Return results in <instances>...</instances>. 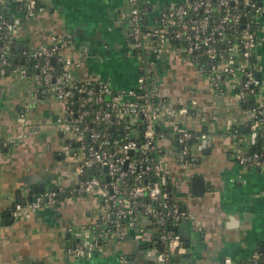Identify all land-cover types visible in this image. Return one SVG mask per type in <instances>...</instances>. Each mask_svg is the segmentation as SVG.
I'll use <instances>...</instances> for the list:
<instances>
[{"label":"crops","instance_id":"0c3cea01","mask_svg":"<svg viewBox=\"0 0 264 264\" xmlns=\"http://www.w3.org/2000/svg\"><path fill=\"white\" fill-rule=\"evenodd\" d=\"M181 1L185 0H141L149 24L161 10ZM259 1L264 9V0ZM41 2L38 12L17 28L19 45L45 43L55 34L64 41L61 52L80 60L72 70L74 79L102 78L114 90L136 86L143 65L131 46L126 0ZM11 6L9 16L21 14L17 6ZM260 21L254 59L262 81L257 98L264 103V10ZM145 66L157 99L188 108L185 115L157 122V129L164 133L175 124L206 131L211 138L208 147L195 152L199 161L187 165L178 158L168 160L174 178L186 177L174 190L189 211L179 224L189 236L188 245L183 241V261L219 264L230 255L249 264L252 255L264 254V170L253 162L240 163L234 155L235 146L245 153L250 146L247 135L237 136L228 128H244L251 118L235 97V80L224 76L212 90L196 64L168 43L159 52L150 50ZM62 110L52 93L34 92L30 76H0V264H113L118 254L110 241L84 253L91 257L88 260L66 252L67 245L77 239V228L90 227L97 218L99 200L75 186L79 185L80 156L74 154L75 147L58 122ZM158 143L166 151L177 147L164 136ZM193 175L204 180L200 195L191 193ZM59 186L74 192L58 205L46 204L22 217L14 216L16 201L28 200L41 187ZM104 249L112 253L102 256Z\"/></svg>","mask_w":264,"mask_h":264},{"label":"built area","instance_id":"2783aa9c","mask_svg":"<svg viewBox=\"0 0 264 264\" xmlns=\"http://www.w3.org/2000/svg\"><path fill=\"white\" fill-rule=\"evenodd\" d=\"M126 1L131 46L135 50L143 47L148 52H159L166 43L175 45L196 64L212 90L228 76L236 82L238 101L244 103L250 94H255L256 103L246 107L251 117L247 144L253 146L252 152L245 153L238 145L233 151L240 163L253 162L263 167L264 103L257 98L262 81L256 76L254 59L264 10L259 0H185L161 10L152 24L140 8L141 0ZM10 3L16 4L21 14L7 19L5 7ZM41 7L37 0H0V76H30L35 93L50 92L62 103L58 122L73 143L74 154L80 156L77 190L99 200L97 218L90 227L77 228V239L67 245L66 252L81 256L101 249L112 238L131 239L139 249H119L113 264H191L181 257L183 240L179 232V224L189 211L174 195L186 177L174 178L168 160L178 158L191 164L192 160L185 156L194 157L196 151L208 147L209 134L175 124L169 133L155 128L160 120L187 114L188 108L157 99L150 73L149 77L140 73L135 87L120 90H114L102 78L76 80L72 70L80 65V60L61 52L64 41L55 34H50L48 42L19 45L14 52L12 48L19 42L17 28ZM107 123L113 129L97 127ZM162 136L172 139L177 147L164 150L158 143ZM260 141L256 149L255 144ZM63 190L60 186L43 189L28 200L16 201L12 212L15 217H22L43 205L54 204L56 195ZM144 217L147 222L142 225ZM219 264L241 262L225 255ZM249 264H264V254L252 255Z\"/></svg>","mask_w":264,"mask_h":264},{"label":"trees","instance_id":"16d2710c","mask_svg":"<svg viewBox=\"0 0 264 264\" xmlns=\"http://www.w3.org/2000/svg\"><path fill=\"white\" fill-rule=\"evenodd\" d=\"M37 4H38V6H39V5H42L41 0H37ZM11 5H12V6H11ZM8 6L15 7L16 4H12V3H10L9 5H6L5 9H6ZM140 8H142L143 10H146L145 3H144V2H141V3H140ZM4 17L8 19L9 14H8V13L4 14ZM145 18H146V16H145ZM144 21H145V19H144ZM12 50H13L14 52L17 51V50L15 49L14 46H13ZM15 50H16V51H15ZM135 51H136L138 54H140V58H141L142 65H143V67H142V69H141V72H142L144 75H146L147 77H149V73H150V72L148 71L147 66H145V59H146V57H147V53H148V51L145 50L143 47L138 48V49H136ZM11 61H12L13 64L17 63V62L14 60V57L11 59ZM146 82H147V81H146ZM146 86H148V84H146ZM255 103H256V100H255V94H250V95L248 96V98H247V101L244 102V103H242V105H243L245 108H246V107L249 108L251 105H253V104H255ZM97 127H104V128H105L106 130H108V131L111 130V129H113V126H112L111 123H107V124L100 125V126H97ZM228 130H230L231 132L237 134V136H240V135H247V136H248V131L243 130L242 127H229ZM159 131H160V130H159ZM168 131H169V129L167 128V129L165 130V133H167ZM261 142H262V141H260V142H256V144H255V148H256V149L260 147ZM262 143L264 144V142H262ZM252 149H253V146H250V148H249V150H248L247 153H251V152H252ZM156 153H157V151H155L154 153H151V155L154 156V154L156 155ZM73 192H74V191H73V189H72L71 187H66V188H64L63 191H60V192L56 195V201H55L54 205H58V204H60V203L63 201L64 198H66L67 196L72 195ZM29 199H30V198H29ZM75 241H76V240H75Z\"/></svg>","mask_w":264,"mask_h":264},{"label":"water","instance_id":"95a60500","mask_svg":"<svg viewBox=\"0 0 264 264\" xmlns=\"http://www.w3.org/2000/svg\"><path fill=\"white\" fill-rule=\"evenodd\" d=\"M241 21H242V24L241 25H243L244 16H242ZM18 47H19V42L16 43L15 49L17 50ZM51 61L54 62V58L53 57L51 58ZM20 62H24V61L22 59H20ZM25 63L29 64L28 61L25 62ZM256 76L258 78H261V74L259 72H256ZM76 106H77V102L74 103V107L75 108H76ZM248 126H249V123H246L245 127L243 128V130H248ZM129 152L131 153L132 150H129ZM204 152H209V149H206ZM185 158H188V159L190 158L192 161H199V157H197V158L196 157H191L190 154L186 155ZM103 169L106 170L107 169L106 166H104ZM260 169H263L264 170V164H263V167L262 168L259 167V170ZM108 179H109V177H108V175H106V180H108ZM203 181L204 180H203L202 176H200V175H193L191 177V193L192 194H194V195H200V194L203 193V189H204V185H203L204 182ZM75 186L78 187V184H75ZM42 189L43 188L41 187L39 190L41 191ZM9 221H11V218H9ZM179 232L181 234L182 240L184 241V244L185 245H188V243H189V236L186 235L185 229H179ZM262 244L264 246V242ZM128 257L131 258L132 256H128Z\"/></svg>","mask_w":264,"mask_h":264},{"label":"rangeland","instance_id":"374dc122","mask_svg":"<svg viewBox=\"0 0 264 264\" xmlns=\"http://www.w3.org/2000/svg\"><path fill=\"white\" fill-rule=\"evenodd\" d=\"M179 54V53H178ZM260 87H261V85H260ZM155 128H157V124H155ZM248 145V144H247ZM184 167V166H183ZM72 173V172H71ZM73 174V173H72ZM147 222V218L146 217H144V218H141V224L142 225H144L145 223ZM145 233H147V231L145 232ZM110 245H112V246H114L116 249H125V250H127V251H136V250H138L139 249V246L133 241V240H124V241H118V240H115V239H111L110 240ZM107 250H109V249H104V250H102V252H101V255L102 256H105V255H108V254H110V253H112V251H107ZM90 256H81V257H79L78 258V260H88V258H89ZM94 256H92V258H93ZM91 258V257H90ZM89 258V259H90Z\"/></svg>","mask_w":264,"mask_h":264},{"label":"flooded vegetation","instance_id":"af4514ba","mask_svg":"<svg viewBox=\"0 0 264 264\" xmlns=\"http://www.w3.org/2000/svg\"><path fill=\"white\" fill-rule=\"evenodd\" d=\"M130 25V24H129ZM131 28V26H129ZM129 33H130V29H129Z\"/></svg>","mask_w":264,"mask_h":264}]
</instances>
